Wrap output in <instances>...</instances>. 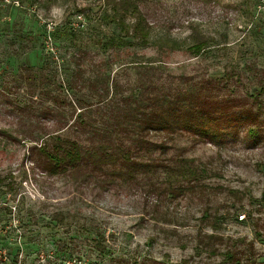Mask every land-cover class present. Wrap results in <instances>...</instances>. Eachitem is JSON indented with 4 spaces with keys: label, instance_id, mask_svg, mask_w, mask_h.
Here are the masks:
<instances>
[{
    "label": "rangeland",
    "instance_id": "rangeland-1",
    "mask_svg": "<svg viewBox=\"0 0 264 264\" xmlns=\"http://www.w3.org/2000/svg\"><path fill=\"white\" fill-rule=\"evenodd\" d=\"M121 1L0 0V264H264V0Z\"/></svg>",
    "mask_w": 264,
    "mask_h": 264
},
{
    "label": "trees",
    "instance_id": "trees-1",
    "mask_svg": "<svg viewBox=\"0 0 264 264\" xmlns=\"http://www.w3.org/2000/svg\"><path fill=\"white\" fill-rule=\"evenodd\" d=\"M129 1L128 0H122L120 2V5L118 8H116L113 19L112 21L120 26L122 30H126L125 24H124V19L126 14H131L134 16L133 23L130 25L131 32L133 37L135 38L137 44L142 45V46H148V45H153V41L150 39V26L147 22V19L145 15L142 13L141 9L134 4L132 8H129ZM157 47L161 50L164 49H169V50H180L182 49L183 45L170 38H166L165 41L161 40L159 43H157ZM203 42H198L195 45L191 47H187V49L192 50L195 53L200 52L202 49ZM156 46V45H155ZM252 133L254 131H251ZM0 134H8V131L6 130H1L0 129ZM65 147H60V149L63 151V156H59L58 154L50 155L51 161L54 163V167L52 169V172L55 173L57 172V168L61 166L63 162H66L67 164L70 165H75L77 162L81 161L83 157L88 156L89 152L86 154L83 153L82 147L80 144H78L76 141L72 140H63L62 141ZM104 150V147H101ZM92 160L93 162L97 163H108L112 162L115 159L111 156L109 153H105L104 158L101 159L99 158V155L94 152L92 154ZM123 158L127 161H131L129 157V153H125L123 155ZM183 162H186V160H182ZM142 166H148V164H142ZM179 174L182 177L188 176L189 178L197 179L198 173L195 172L193 169H191L188 166L181 167L179 169Z\"/></svg>",
    "mask_w": 264,
    "mask_h": 264
},
{
    "label": "built area",
    "instance_id": "built-area-1",
    "mask_svg": "<svg viewBox=\"0 0 264 264\" xmlns=\"http://www.w3.org/2000/svg\"><path fill=\"white\" fill-rule=\"evenodd\" d=\"M239 218H240V219L244 218V215H240Z\"/></svg>",
    "mask_w": 264,
    "mask_h": 264
}]
</instances>
